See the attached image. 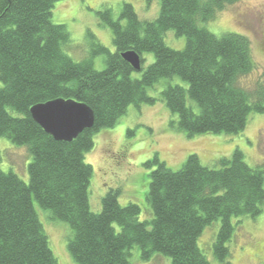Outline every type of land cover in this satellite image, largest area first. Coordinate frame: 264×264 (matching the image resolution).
<instances>
[{
    "label": "trees",
    "instance_id": "trees-1",
    "mask_svg": "<svg viewBox=\"0 0 264 264\" xmlns=\"http://www.w3.org/2000/svg\"><path fill=\"white\" fill-rule=\"evenodd\" d=\"M58 1L0 0V137L26 147L32 158L28 183L0 169V264H59L35 202L52 220L68 224V251L77 264H131L137 246L145 260L160 254L172 264H212L198 240L218 221L213 252L227 262L233 220L264 212V161L250 167L236 149L215 168L193 154L173 171L155 155L147 165L156 166L148 193L153 219L141 221L139 205L121 206L120 190L104 196L101 212L91 210L93 168L85 156L97 133L116 127L131 106L164 102L188 137L238 135L252 115H264V73L255 88L241 85L255 69L250 39L236 32L216 36L206 28L239 0H159L152 21H141L128 4L118 20L106 11L102 19L116 51L97 44L98 53L108 55L104 71L92 59L77 63L67 54L70 33L53 22ZM170 32L186 39L184 49L166 44ZM131 50L141 57L142 71L144 55L155 58L139 79L122 58ZM175 77L186 86L167 84L160 99L148 95ZM58 99L89 106L94 127L72 142L47 135L30 110Z\"/></svg>",
    "mask_w": 264,
    "mask_h": 264
},
{
    "label": "rangeland",
    "instance_id": "rangeland-1",
    "mask_svg": "<svg viewBox=\"0 0 264 264\" xmlns=\"http://www.w3.org/2000/svg\"><path fill=\"white\" fill-rule=\"evenodd\" d=\"M126 4L133 6L141 21H152L158 17L159 0H59L53 11V22L65 25L70 33L67 54L77 63L92 59L95 69L104 71L108 55L98 53L97 44L103 45L112 54L116 49L113 32L102 15L108 11L113 19L118 20ZM206 28L216 36L236 32L250 39L255 69L241 81V85L247 89L255 88L264 73V0H239L218 13ZM165 42L173 49L182 50L186 39L170 32ZM144 58L143 71L135 72L134 79L141 78L155 60L150 53ZM167 84L186 86L175 77L161 81L148 90V95L160 99ZM177 120L165 103L159 101L154 106H131L116 127L97 133L93 150L85 156L86 163L93 168L89 201L94 213L101 212L102 199L108 192L120 190L121 206L137 204L142 210L140 220H152L148 193L150 174L156 166L147 165L155 155L173 171L180 170L193 154L204 166L215 168L222 158L231 157L236 149L243 153L250 167L264 161V115H252L245 130L238 135L188 137L177 130ZM0 152V169L14 172L28 183V167L32 158L27 148L0 137ZM35 207L59 264H77L68 251L71 239L68 224L52 220L51 214L40 209L36 202ZM233 224L235 231L227 244L231 253L227 262L218 261L213 252L221 221L205 228L198 246L207 259L212 264H264V212L256 219H234ZM131 254V264H172L170 258L160 254L153 255L149 260L143 259L138 246L131 250Z\"/></svg>",
    "mask_w": 264,
    "mask_h": 264
},
{
    "label": "water",
    "instance_id": "water-1",
    "mask_svg": "<svg viewBox=\"0 0 264 264\" xmlns=\"http://www.w3.org/2000/svg\"><path fill=\"white\" fill-rule=\"evenodd\" d=\"M122 58L134 72L142 71L141 57L135 51L124 53ZM30 115L47 135L59 142H72L95 124L93 110L74 100L58 99L35 105L31 108Z\"/></svg>",
    "mask_w": 264,
    "mask_h": 264
}]
</instances>
